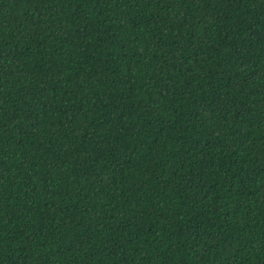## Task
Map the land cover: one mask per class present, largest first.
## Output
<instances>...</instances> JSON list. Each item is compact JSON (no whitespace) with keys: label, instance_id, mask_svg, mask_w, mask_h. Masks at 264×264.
I'll use <instances>...</instances> for the list:
<instances>
[{"label":"trees","instance_id":"trees-1","mask_svg":"<svg viewBox=\"0 0 264 264\" xmlns=\"http://www.w3.org/2000/svg\"><path fill=\"white\" fill-rule=\"evenodd\" d=\"M0 264H264V0H0Z\"/></svg>","mask_w":264,"mask_h":264}]
</instances>
